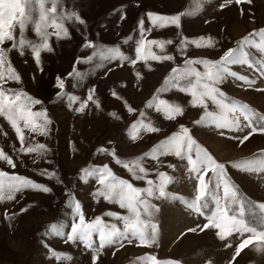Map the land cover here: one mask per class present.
I'll return each mask as SVG.
<instances>
[{"label":"rangeland","instance_id":"1","mask_svg":"<svg viewBox=\"0 0 264 264\" xmlns=\"http://www.w3.org/2000/svg\"><path fill=\"white\" fill-rule=\"evenodd\" d=\"M60 4L61 9L78 12L85 24L64 21L69 37L57 39L50 35L52 51H41L39 66L30 47L12 48V41L7 40L0 44L6 49V61L20 76L19 81L10 80L5 72V80L0 83L5 88L22 90L39 99L42 103L33 104L32 110L43 107L51 121L47 136L24 128L21 121L25 137L21 143L15 129L0 115V150L12 158L14 165L0 160V171L27 177L51 189L44 193L28 188L16 192L11 200L0 199V264H93V249L86 248L79 241H67L66 236H55L49 225L63 224L65 232L70 230L69 199L80 202L86 221L99 215L102 221L116 223L122 229V221L107 213H128L114 201H105L102 195H94L100 186L95 177L88 178L87 182L81 181L82 168L107 164L114 175L127 179L135 187L147 186L149 178L155 181L158 172L165 171L174 178L168 190L192 199L196 181L188 173L187 160L171 153H156L159 142L180 131V125L187 127L193 139L220 162H238L258 157L264 151V133H253L243 144L235 138H242L251 130L245 127L247 121L243 116L239 117V129L217 128L210 119L197 124L195 121L204 115V107L192 105L190 94L182 93L164 81L165 76L170 78L173 67H183L185 59H218L224 50L234 47L237 40L256 30L250 37L255 44L245 48L249 63L230 65L233 71L255 80V83L249 86L238 78L228 77L217 87L225 94L227 103L247 104L258 114H264V76L259 72V66L264 64V51L257 47L264 43L259 35V30L264 28V0H240L239 3L236 0H60ZM45 5L51 7V0H45ZM150 11L165 15L187 11L190 15L182 16L181 26L177 28L167 24L153 25L147 16ZM141 19L144 21L143 34L139 31ZM33 27L32 24L26 25L24 38L39 43ZM48 31L51 33L54 29L49 27ZM14 35L19 45L18 25L14 28ZM141 35L146 41H171L164 43L162 48L148 45L144 51L171 55L173 59L157 61L149 58L131 63L135 60V45ZM85 36L97 47L119 48L128 59L111 61L97 56L93 61L81 60L74 65L77 57L91 54V49L81 47ZM200 37L205 38L200 46L192 43ZM185 38L187 46L178 47ZM209 38L211 44L207 43ZM101 64L102 67L98 66ZM195 66L203 70L202 65ZM73 67L82 73L81 78L66 76ZM58 74L65 79L64 93L71 92L80 100H88V90L93 89V98L88 100L83 111H75L79 101L69 108L66 95H55L58 89L54 87V79ZM157 98L177 104L182 112L174 118L166 117L155 108ZM94 101L99 102V107ZM208 106L210 111H218L211 101ZM129 108L134 111L130 112ZM134 121L151 124L157 131H147L140 124L136 126L138 130H134ZM36 144H44L45 148L20 151L22 147ZM117 160L123 163H117ZM125 163L135 167L136 174L143 178L137 179L124 167ZM141 167L146 169L144 173H140ZM226 170L245 198L244 216L250 219L255 204L249 206L247 201L264 202V171L236 169L230 163H226ZM48 172L54 175L49 177ZM220 195H223L222 191ZM151 202L159 205L161 210L153 212L151 217L142 213L141 218L157 224L155 242L141 245L133 238L131 243L121 241L100 248L98 236L94 233L93 241L99 248L96 264H151V257L162 261L178 260L180 264H228L235 245L240 242L239 234L233 233L220 240L217 229H203L207 211L204 215L198 214L181 200L152 199ZM213 206L209 198V208ZM21 208L25 211L21 212ZM238 208L239 205H233L234 211ZM197 226L195 232L185 231ZM182 232L183 236L180 235ZM45 245L68 254L71 259L49 257ZM232 264H264V241L246 245Z\"/></svg>","mask_w":264,"mask_h":264},{"label":"snow or ice","instance_id":"2","mask_svg":"<svg viewBox=\"0 0 264 264\" xmlns=\"http://www.w3.org/2000/svg\"><path fill=\"white\" fill-rule=\"evenodd\" d=\"M230 2V0H229ZM237 3L240 0H236ZM223 7V5H221ZM58 9H61L60 0H51V7L45 5V0H0V44L4 41H12V48L20 47L21 50L24 46L31 48V55L35 58L36 64H41V51H52L49 45V36L54 35L57 39L61 37H69L68 28L65 27L64 21H75L81 25L85 24V21L76 11L61 9L57 14ZM35 13V14H34ZM190 15L189 12H177L172 15L159 14L156 12H148L147 16L149 21L153 25L163 26L174 25L177 28L181 26V17ZM123 15L121 19H123ZM32 24L35 34L39 37V43H32L24 38L26 25ZM143 19L139 22V31L144 33ZM18 25L20 40L19 45L16 43V37L14 35V28ZM54 29L53 32H49L48 28ZM79 31V29H77ZM256 30H252L249 34L236 41L234 47H229L223 51L218 59L207 58H192L185 59L183 67L175 66L170 70L169 76L164 77L166 85H171L178 88L182 93L190 94L192 105H201L204 107V115L200 120L195 121L199 124L204 119H210L215 123L217 128L232 129L240 128V116H243L244 121H247L245 127L251 130L247 132V135L241 137H235L239 139V142L243 144L253 133H264V114H258L254 109H251L247 104L233 101L227 103L225 94L220 90L217 85L224 82L228 77L238 78L251 86L255 83V80L249 79L247 76L239 75L236 71H233L230 65L248 64V53L245 48L249 45H254L255 41L250 37L255 35ZM261 40H264V28L259 30ZM204 37L194 39L193 44L200 46L204 42ZM164 43H171V41L160 40H144L143 35L136 41L135 45V60L130 62L135 64L137 60H172L171 55L161 56L152 52L145 53L144 49L148 45L155 44L157 47H163ZM207 43L211 44V38ZM187 38L180 41L178 47H186ZM83 48L91 49L90 55L83 57H77L74 61V65L81 60L93 61L94 57L99 56L102 60L115 61L117 59L125 60L128 57L120 51L119 48H104L103 46L97 47L92 40L84 37V42L81 45ZM264 51V43L257 45ZM6 49L0 47V82L5 80V72H7V78L10 80H20V76L17 74L10 62L5 59ZM7 67L5 68V65ZM202 65L203 70L197 68L195 65ZM102 67L103 65H98ZM259 72L261 76H264V64L259 66ZM140 74L137 73V76ZM66 76L82 77V73L73 70L66 73ZM54 87L58 89L55 93L56 96L66 95L68 100V107L71 108L74 102L79 101V107L75 108L76 112L84 110L88 100H92L93 89L88 90V100H80V98L71 92L64 93L65 79L59 74L54 79ZM158 91H160L158 89ZM115 95V93H113ZM216 106L218 111H210L208 102ZM99 107V102L94 101ZM39 99L28 95L22 90H16L11 88H5L0 83V115H3L15 129L16 135L23 143L25 137L22 132L20 122H23V127L30 129L32 132L41 133L45 136L48 134V126L51 121L48 118L46 109L41 107L39 110L33 111V104H41ZM151 103L149 107H151ZM155 108L157 111L163 112L168 118H174L177 114L182 112V109L177 104L170 103L167 99L157 98L155 101ZM130 112L134 109L129 108ZM40 121V122H37ZM137 124L141 127H145L147 131L155 132L156 128H153L151 124L144 125L141 121L133 122V129H137ZM45 148L44 144H36L35 146L29 145L28 147H22V152H33L42 150ZM103 150V149H101ZM156 153L167 155L169 153L174 154L176 157L185 158L187 160V169L190 176L195 177V195L192 199H186L174 192L168 190V185L173 182V177L165 171H159L155 181L151 178L147 180V186L135 187L129 183L127 179H121L114 175L109 169L107 164L102 166H92L82 168L80 170L81 181L87 182L90 177H95L97 184L100 187L96 188L94 195H102L105 201H114L119 205L121 209H127V215H121L116 212H108L111 217L122 221L123 228L117 226L116 223H109L102 221L101 217L97 215L93 220L86 221L84 214L81 211V204L79 201L69 199L67 202L71 205L72 222L70 230L65 232L63 224L51 223L49 225L51 232L57 237L66 236L67 241L81 242L86 248L93 249L92 262L96 264L97 253L99 248L93 241V234L98 236L99 246L103 248L105 245L120 244L121 241L133 242L135 238L141 245H149L155 242L157 237V224L151 222V220L142 219V213L144 216L151 217L153 212H159L160 206L153 204L152 199L160 201H173L181 200L188 209L195 211L198 214L206 215V223L203 224V229H217L216 235L220 240H224L225 237H231L233 233L240 235V242L235 245V250L232 254L231 260L228 264H232V261L241 253V250L246 245L252 244L254 241H264V202H254L248 200L249 206L255 204V209H252L253 215L250 219H245L244 216V203L245 198L243 194L239 192L236 185L230 180L226 163H230L232 167L236 169H247L251 171H264V151H262L258 157H252L249 159H243L238 162H220L212 154H210L205 148L197 143L193 137L189 134V129L180 125V131L173 132L169 137L161 140L156 146ZM149 155V153H146ZM155 158V153L152 154ZM0 160H3L7 165H13V160L3 150H0ZM117 163H123L120 160ZM14 166V165H13ZM124 167L128 169L137 179L143 177L136 174V168L130 167L128 164H124ZM169 167H173L169 165ZM140 173H144L146 169L141 167ZM45 173H42V175ZM49 177L54 175L53 172L46 173ZM38 189L44 193H49L51 189L32 179L17 175L15 173L9 174L4 171H0V199L11 200L16 192H20L23 189ZM222 191L223 195H220ZM209 198H211L214 206L209 208ZM233 205H239L237 210H233ZM258 210V211H257ZM21 212L25 209L21 208ZM237 212L239 214H237ZM78 218V219H77ZM196 228H186V232H195ZM203 229H200L201 231ZM245 234H248L245 236ZM181 236L184 235L182 232ZM122 246V245H121ZM48 255L56 260L71 259L66 253L57 252L51 249L48 245ZM225 247H229L225 244ZM259 250V248H258ZM151 264H180L178 260L167 259L159 260L156 257H151ZM209 264V262H206Z\"/></svg>","mask_w":264,"mask_h":264}]
</instances>
